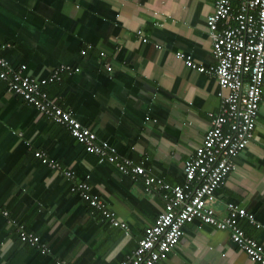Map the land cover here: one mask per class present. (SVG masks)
Segmentation results:
<instances>
[{"label":"crops","instance_id":"crops-1","mask_svg":"<svg viewBox=\"0 0 264 264\" xmlns=\"http://www.w3.org/2000/svg\"><path fill=\"white\" fill-rule=\"evenodd\" d=\"M213 2L0 0V42L9 44L0 54L13 67L24 65L26 73L44 77L74 62L84 45L94 55L102 52L111 71L98 67V59L97 68L87 66L85 57L75 75L63 78L57 90L61 103L120 156L144 161L153 176L180 184L182 164L219 104L213 78L187 69L174 54L188 55L204 68L213 65L205 27ZM46 89L55 95L53 85ZM33 150L72 170L75 181L89 175L93 190L127 232L89 211L68 192L71 182L34 161ZM228 202L252 215L253 224L242 218L238 225L264 247V77L253 138L214 192L211 206L218 218ZM162 207L159 194H145L140 180L97 164L63 127L21 103L0 81V264H118ZM7 219L43 238L50 254L18 243ZM182 232L166 259L155 264H255L224 231L194 221Z\"/></svg>","mask_w":264,"mask_h":264},{"label":"built area","instance_id":"built-area-1","mask_svg":"<svg viewBox=\"0 0 264 264\" xmlns=\"http://www.w3.org/2000/svg\"><path fill=\"white\" fill-rule=\"evenodd\" d=\"M126 1V0H122ZM206 34L210 41L213 65L204 68L190 56L176 52L174 57L183 65L200 74L211 76L216 84L219 108L212 118L199 145L182 164L183 180L171 185L153 176L144 161L121 157L115 148L82 126L69 109L62 108L57 98H52L43 88L58 82L63 75L78 72V68L58 65L44 77L25 72L24 65L13 67L0 54V81L6 91L33 107L38 115L63 126L68 135L80 144L84 151L95 157L97 164H108L122 175L140 180L145 194H159L163 201L161 211L151 225L144 228L134 249L118 264H155L164 261L182 235L185 224L197 222L214 230L227 233L233 245L255 264H264V247L247 237L238 225L245 218L253 224L252 215L233 203L224 205L225 215L218 218L211 204L214 192L233 168V161L253 138L258 105L264 77V0H214L210 15L205 18ZM136 34H140L139 31ZM144 42V39H142ZM9 44L0 43V53ZM89 45L79 51L85 56ZM100 57H104L99 52ZM105 72L111 67L98 60ZM23 142L22 133L16 132ZM15 134V133H14ZM27 146V143L25 144ZM34 158L44 164L52 174L71 182L68 192L76 194L87 207L97 211L109 227L127 232L126 224L119 220L100 199L90 183L75 181L72 170L62 168L49 159L44 151L32 152ZM7 217V211L1 213ZM17 241L36 249L40 255L50 254L44 243L22 224L7 219ZM54 264H65L55 261Z\"/></svg>","mask_w":264,"mask_h":264},{"label":"trees","instance_id":"trees-1","mask_svg":"<svg viewBox=\"0 0 264 264\" xmlns=\"http://www.w3.org/2000/svg\"><path fill=\"white\" fill-rule=\"evenodd\" d=\"M0 43H2V44H6V43H3V42H0ZM85 46L86 45H84V46H82L83 48H85ZM91 48V47H90ZM90 50L91 49H89V50H87L86 51V54L88 55V57L87 56H82V55H80L79 54V50H78V55H77V58H76V60L74 61V62H72V63H70V64H68L71 68H77V65H79L82 61H84V59H85V57L86 58H88L87 60H86V63H87V66L89 65V66H91V65H94L96 62H97V59L99 60V59H101V61H102V59H104V57H100L99 56V53H96L95 55L94 54H92L91 52H90ZM90 52V53H89ZM89 53V54H88ZM85 54V55H86ZM98 63V62H97ZM102 63H105L104 61H102ZM99 65H97L98 67H100V63H98ZM95 66H96V64H95ZM97 66H96V68H97ZM101 68V67H100ZM77 73V72H76ZM76 73H71L70 75H63V76H61V78H60V80L58 81V82H54V83H52V84H49V85H53V90L55 91V95L54 96H50L49 95V93L47 92V86H49V85H47V86H45L44 88H43V90L48 94V96H50V97H52V98H57V102H58V104L62 107V108H64V109H68V108H66V107H64L63 106V104L61 103V100H60V95H59V92H57V90H58V88L59 87H61V84L63 83V78H65V77H70V76H72V75H75ZM20 101H21V103H23L22 102V100L19 98V97H17ZM24 104V103H23ZM72 112V111H71ZM46 119V118H45ZM47 120V119H46ZM49 121V120H48ZM51 122V121H50ZM53 123V122H52ZM58 125V124H57ZM60 126V125H59ZM61 127H63V126H61ZM64 128V127H63ZM67 132V131H66ZM70 137V136H69ZM71 138V137H70ZM72 140H74L73 138H72ZM75 141V140H74ZM76 142V141H75ZM21 143H23L24 145L26 144V142L23 140V142H21ZM77 143V142H76ZM23 145V146H24ZM28 145V144H27ZM80 145V144H79ZM26 146V145H25ZM83 148V147H82ZM84 150V149H83ZM34 151V150H33ZM33 151H31V157L34 159V161L35 162H37V163H39L40 165H42V166H45L44 164H41L40 163V161L38 160V159H36V158H34L33 157V155H32V152ZM85 152V151H84ZM119 155V154H118ZM121 157H123V156H121ZM53 160V159H52ZM55 161V160H54ZM58 163V162H57ZM104 165H107L108 167H112L111 165H108V164H104ZM46 167V166H45ZM47 168V167H46ZM48 169V168H47ZM112 169H114V167H112ZM49 170V169H48ZM115 170V169H114ZM50 171V170H49ZM116 171V170H115ZM117 172V171H116ZM118 174H120L119 172H117ZM122 175V174H121ZM89 176V175H88ZM125 176V175H124ZM58 177H60V178H62L61 176H58ZM126 177H128V178H130L129 176H126ZM63 179V178H62ZM131 179V178H130ZM66 180V179H65ZM79 181H85V179H84V176L83 177H80V179H79ZM88 183H89V179H87L86 180ZM66 182H70V181H68V180H66ZM70 185V184H69ZM73 196L76 198V199H79L78 198V196L76 195V194H73ZM80 200V199H79ZM86 207H87V205L82 201V200H80ZM87 209L89 210V211H95V210H93L92 208H89V207H87ZM95 212H97V211H95ZM98 213V212H97ZM99 214V213H98ZM100 218L102 219V217L100 216ZM17 221V220H16ZM17 223H19V224H22L21 222H19V221H17ZM23 225V227H24V224H22ZM24 229H25V231H27V232H29V233H31V232H33V231H31V230H29V229H26L25 227H24ZM33 235H35L34 234V232L32 233ZM36 236V235H35ZM38 237V236H37ZM141 237V236H140ZM139 237V238H140ZM39 238V242H41V243H44V241H42L43 240V238L41 239V237H38ZM19 243V242H18ZM23 245H26V246H28L27 244H23ZM28 247H30V246H28ZM32 248V247H31ZM36 250V249H35ZM37 251V250H36ZM38 252V251H37ZM45 256V255H44Z\"/></svg>","mask_w":264,"mask_h":264},{"label":"clouds","instance_id":"clouds-1","mask_svg":"<svg viewBox=\"0 0 264 264\" xmlns=\"http://www.w3.org/2000/svg\"><path fill=\"white\" fill-rule=\"evenodd\" d=\"M29 106V105H28ZM37 112V111H36ZM38 114V113H37ZM40 116V115H39ZM41 117H43V116H41ZM118 154V153H117Z\"/></svg>","mask_w":264,"mask_h":264}]
</instances>
